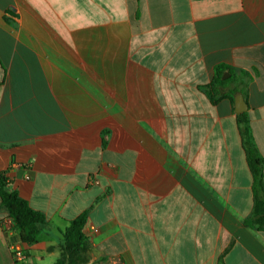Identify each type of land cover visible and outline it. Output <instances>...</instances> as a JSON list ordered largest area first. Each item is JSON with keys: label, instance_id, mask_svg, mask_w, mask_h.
Listing matches in <instances>:
<instances>
[{"label": "crops", "instance_id": "obj_1", "mask_svg": "<svg viewBox=\"0 0 264 264\" xmlns=\"http://www.w3.org/2000/svg\"><path fill=\"white\" fill-rule=\"evenodd\" d=\"M221 64L264 158V0H0V171L48 222L25 244L0 201V264H55L84 212L88 264H264Z\"/></svg>", "mask_w": 264, "mask_h": 264}, {"label": "trees", "instance_id": "obj_2", "mask_svg": "<svg viewBox=\"0 0 264 264\" xmlns=\"http://www.w3.org/2000/svg\"><path fill=\"white\" fill-rule=\"evenodd\" d=\"M225 73L230 76L223 79ZM242 83H238L234 68L229 65L215 67V75L210 85L204 87L211 100L227 98L232 103L238 93L245 94ZM247 162L253 176L254 207L252 215L245 225L252 229L264 231V158L259 153L249 126L247 113L237 115ZM8 180L0 171V201L7 214L15 222L14 231L25 244H35L39 241L42 230L48 225L43 213L33 209L29 202L17 192L6 189ZM87 213L84 212L70 222L62 233V253L55 264H88L90 255V238L84 232Z\"/></svg>", "mask_w": 264, "mask_h": 264}, {"label": "built area", "instance_id": "obj_3", "mask_svg": "<svg viewBox=\"0 0 264 264\" xmlns=\"http://www.w3.org/2000/svg\"><path fill=\"white\" fill-rule=\"evenodd\" d=\"M2 224H3V226L14 230L15 222L13 221V219L8 214L2 218ZM11 248H12V251H13L14 258L18 262H21V263H24V264H35L30 259V257L27 255V253L24 252L22 249L17 248L15 246H12Z\"/></svg>", "mask_w": 264, "mask_h": 264}, {"label": "water", "instance_id": "obj_4", "mask_svg": "<svg viewBox=\"0 0 264 264\" xmlns=\"http://www.w3.org/2000/svg\"><path fill=\"white\" fill-rule=\"evenodd\" d=\"M230 76L229 73H225L223 79H226ZM248 110V104L245 101L244 96L241 93H238L235 96V112L237 114L244 113Z\"/></svg>", "mask_w": 264, "mask_h": 264}]
</instances>
